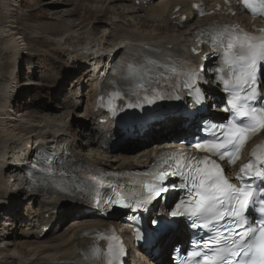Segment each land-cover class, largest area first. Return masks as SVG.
Here are the masks:
<instances>
[{
  "label": "bare ground",
  "instance_id": "6f19581e",
  "mask_svg": "<svg viewBox=\"0 0 264 264\" xmlns=\"http://www.w3.org/2000/svg\"><path fill=\"white\" fill-rule=\"evenodd\" d=\"M93 1L94 6L91 1H85L89 4L82 6L85 15L98 14V18L92 23L90 21L86 27L81 25L80 21L76 24L64 20L66 16L79 15L76 9L70 8L73 5L72 0H46L44 3L42 1L44 7L51 8L52 15L60 13L61 18L55 19H61L58 22H62L61 25L67 33L55 37L52 34L37 32L32 36L44 38L51 43L52 49L59 57L68 59L67 66L60 62L61 60H55L60 71L71 69V65L72 68L76 67L75 70L86 73L88 77L89 89L86 96L92 105L85 110V117L77 116L79 127H82V132L79 130L80 135L85 137L82 141L77 129H72L70 121L63 118L74 114L80 107L78 99L85 97L83 93H72L69 100L62 103V108L71 110L61 117L58 114L51 116L60 112L53 104L51 107L42 105L39 114L10 108L11 96L18 91V70L22 66L21 61L26 55L33 56L38 52L32 53V47L25 48L27 39L18 33L17 19L14 21L13 18L17 13L16 8L20 5L19 0H0V65L3 68L2 73L0 72V217L6 216L0 228V264H78L82 261L84 252L91 245L90 236L93 229L106 225L107 222L100 219L97 213L86 212V203H81L77 197L49 191H30L22 178L21 165L25 164L30 152L41 144L55 151L59 144H63L62 148H59L60 151L71 153L78 164L116 170L145 166L161 144V140L156 138L157 132L153 129L136 139L138 143L152 137L154 145L146 149L133 152L138 149L136 146L126 149L123 153L114 151L113 154L109 151L110 146L105 149L106 145L111 143L109 136L118 135V131H115L111 122H104L106 116L102 111H94L95 100L100 93L97 88V65L103 69L107 59H112L113 62L117 58V68L120 71L132 70L147 58L161 57L177 47H189L193 42L190 27L205 24L210 20L205 18L194 21L192 16L195 12L191 8L193 0ZM211 1L206 0V3L210 5ZM178 6H181L180 12L188 16L187 21L181 24L183 27L179 23L181 16L172 18L178 14L174 11ZM108 14H111V20L107 19ZM10 19L13 20L9 21ZM235 19L249 22V18L243 15H238ZM105 23L108 30L105 36H99L98 26L101 28ZM104 53L107 54L106 57ZM112 55L114 58H111ZM30 84L32 85V82ZM9 88L13 89V92ZM213 93L217 95L216 91ZM75 96L73 101L72 97ZM178 121L179 119L174 118L168 122L156 123L154 128L159 125L161 129L172 127L176 130ZM25 204L26 207L23 206ZM35 205L39 206V211L34 210ZM60 207L63 210L58 214ZM23 210L30 212L24 215V225L21 222L22 217L19 216ZM72 217L74 219L64 226L67 219ZM45 227L50 229L42 235ZM119 227L127 236L125 228L121 225ZM164 238H169L170 241H162L163 251L159 256L162 264L170 262L165 255L170 244L181 241L176 231ZM126 242L131 245L128 239ZM131 251L135 263L153 264L133 246Z\"/></svg>",
  "mask_w": 264,
  "mask_h": 264
},
{
  "label": "snow or ice",
  "instance_id": "6c2138e0",
  "mask_svg": "<svg viewBox=\"0 0 264 264\" xmlns=\"http://www.w3.org/2000/svg\"><path fill=\"white\" fill-rule=\"evenodd\" d=\"M248 7L253 12L264 10V0H253ZM213 44L218 51L222 49V62L218 72L219 80L229 93V108L233 116L227 124L217 125L211 139L197 140L193 145L200 152H207L209 156H199L188 153L187 150H172L167 157H158L159 162L145 177L136 181L138 187L125 189L119 185L108 184L112 195L104 203L118 205L122 208H143L157 198H162L170 189L182 187L188 189L190 199L181 200L182 207H178L171 215L187 216L192 220L193 227H201L197 221H202V226L215 235L210 236L203 245L202 250H194L189 257L194 264H264V183L256 184L255 180L264 182V143L257 146L252 152V160L242 166L237 179L241 186L232 184L224 175V171L216 160L227 158L230 163H235L239 153L246 142L264 129V96L259 91L261 80V65L264 64V35L253 36L242 29L225 27L215 37ZM195 51V50H193ZM156 65V61H148ZM173 75L165 76L160 72L155 80L159 84L163 79L166 82L174 81L183 76L184 87H192L198 79V68L187 66V71L177 72L175 64L159 65ZM181 69L185 67L180 65ZM154 69H147L138 77L137 91L134 95H143V103L151 104L156 99H164L160 91L153 86V78L148 75ZM151 91L150 97L147 93ZM119 96V93H114ZM260 101L258 105L256 101ZM139 106V105H138ZM219 133V134H218ZM45 162L49 161L45 157ZM36 167L35 164L32 165ZM45 171V169H41ZM178 176L183 181L182 185L166 184L169 177ZM93 184L105 187L99 176L89 178ZM246 180L253 181L252 183ZM80 192L95 191L91 184L76 185ZM63 191H71L64 188ZM98 194V193H97ZM97 205L100 200L95 201ZM256 212L257 218L250 220L249 216ZM254 224L256 226H254ZM116 240V237L108 238ZM121 253L119 244L109 243L106 264H117ZM200 258V259H195Z\"/></svg>",
  "mask_w": 264,
  "mask_h": 264
},
{
  "label": "rangeland",
  "instance_id": "374dc122",
  "mask_svg": "<svg viewBox=\"0 0 264 264\" xmlns=\"http://www.w3.org/2000/svg\"><path fill=\"white\" fill-rule=\"evenodd\" d=\"M42 1L43 3L46 2V0H19L20 5L16 8L17 13L14 14L15 18L13 19L14 21L17 19L16 22H17L18 33L21 36L26 37L27 39L25 48L29 47V49H31L32 47L33 49L32 53H36V52L38 53H36V55L33 56L26 55L27 57L25 56L21 61L22 66L18 70L19 73V80L17 84L18 91L13 96H11L10 108L12 110L19 109L21 112L24 113L30 112L33 114L34 113L37 114L38 112L39 113L41 112L42 105L44 106L48 105V107H51L53 104L60 109V112L51 114V116L54 117L58 114V116L61 117V115H64L65 113L71 110L70 108H62L63 106L62 103L68 101L72 93L73 94L76 93L77 95L78 93H83L85 97L78 99L81 104L80 107L76 111H74V114H71L68 117L66 116L63 119L70 121L71 128L77 129V133H79V137L81 138L82 141H84L85 137L80 135V132H82V127H79L77 116L79 115L85 117V110L91 107L90 100H88L86 96L88 95L87 90L89 89L88 77L86 73L84 74L83 71H79L78 69L75 70L76 67L72 68L71 65H70L71 69L69 70L66 69L64 72L60 71V69L55 63V60L57 59L58 61L61 60L60 62H62L65 66H67L68 59H66L65 57H59V54L55 53L54 50L52 49L51 43H48L44 38L41 37L40 39H38L32 37L35 34H37V32H43L49 35L52 34L55 37L64 36L67 33V32L65 33V30L61 25L62 22H58L61 21V19L60 20L55 19V17L61 18L60 13L58 12L57 13L58 15H54V14L52 15L50 13L51 8L49 9L47 7H44ZM72 1H73V5L70 6V8L76 9V12L79 13V15H76L75 17L66 16L64 20L70 21L72 23L76 22V24L80 21L81 25L86 27L90 21L92 23V21L98 18V14L94 15L87 13L85 15L82 9V6H84V4L86 3L89 4V2H85V1H91L93 3L94 2L93 0H72ZM45 8L47 9L46 11ZM42 15L43 17L46 16L44 17L45 19L42 17ZM108 15L109 16H106L107 19L111 20L110 18L111 14ZM13 19H10L9 21ZM55 20L57 21L55 22ZM92 25L93 24H91V26ZM107 26H108L107 23L103 24L101 28L98 26L99 30H97L98 31L97 34H99V36H105V33L108 30L106 29ZM103 40H105V38ZM0 70H1L0 72L2 73L3 70L2 65H0ZM31 82L32 85L30 84ZM10 89L11 88H9V90ZM11 91L13 92V89H11ZM74 98H76V96L72 97L73 101ZM84 117L82 119H84ZM131 148H135V147L134 146L127 147V149H131ZM145 148L146 146L144 145L143 147L135 149L133 152H137L138 150ZM26 205L27 204L23 206L26 207ZM34 210L39 211V206L35 205ZM29 213L30 212L23 210V213L19 215L23 219L21 221L22 224L23 223L26 224L24 215H28ZM0 218H1L0 219V228H1L2 227L1 224L4 222L6 216ZM73 219L74 217L68 219L65 222L64 226L68 225L69 221H72ZM20 228L22 229V226Z\"/></svg>",
  "mask_w": 264,
  "mask_h": 264
}]
</instances>
